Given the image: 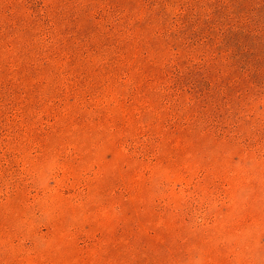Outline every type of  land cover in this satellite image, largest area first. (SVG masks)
Masks as SVG:
<instances>
[{"label": "rangeland", "instance_id": "1", "mask_svg": "<svg viewBox=\"0 0 264 264\" xmlns=\"http://www.w3.org/2000/svg\"><path fill=\"white\" fill-rule=\"evenodd\" d=\"M0 264H264V0H0Z\"/></svg>", "mask_w": 264, "mask_h": 264}]
</instances>
